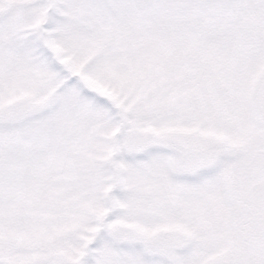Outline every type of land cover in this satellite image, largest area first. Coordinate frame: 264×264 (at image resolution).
Wrapping results in <instances>:
<instances>
[{
    "label": "snow or ice",
    "instance_id": "obj_1",
    "mask_svg": "<svg viewBox=\"0 0 264 264\" xmlns=\"http://www.w3.org/2000/svg\"><path fill=\"white\" fill-rule=\"evenodd\" d=\"M0 264H264V0H0Z\"/></svg>",
    "mask_w": 264,
    "mask_h": 264
}]
</instances>
